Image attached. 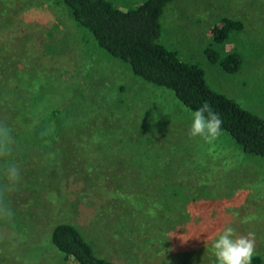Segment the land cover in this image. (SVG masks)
I'll use <instances>...</instances> for the list:
<instances>
[{
  "label": "rangeland",
  "instance_id": "obj_1",
  "mask_svg": "<svg viewBox=\"0 0 264 264\" xmlns=\"http://www.w3.org/2000/svg\"><path fill=\"white\" fill-rule=\"evenodd\" d=\"M110 1L129 9L143 0ZM223 18L243 23V30L217 47L222 53L241 54L243 64L235 74L210 63L204 53L214 45L211 27ZM19 36H28L31 46L50 47L46 48L47 59L55 67L61 65V80L52 79L46 90L75 93L70 104L86 111L95 135L107 139L105 143L115 142L106 168L103 166L102 180L124 183L146 199L144 219L154 227L136 243L122 240L128 235L95 221L94 208H82V204L69 208L76 211L73 222L97 255L117 264H216L213 241L230 226L236 236L254 234V255H260L264 264V159L244 153L222 131L210 141L192 137L193 111L173 92L133 76L127 65L106 55L64 5L48 0H0L1 46L3 41L8 42L7 47L19 45L15 42ZM159 42L176 50L182 60L199 64L210 87L264 119V0H173L161 16ZM62 133L46 140L45 148L61 156L60 164L70 170L71 177L61 182L64 190L60 192L69 193L72 200L78 185L72 179L82 182L81 171L88 161L76 159L71 137ZM131 155L146 165V171L141 169L143 175L158 172L160 193L157 185L137 180L120 167ZM170 180H177L178 184L173 183L180 192H190L197 205L184 214L165 217L164 202L185 204L180 196L169 195L164 200L161 187L165 182L172 184ZM30 202L32 217L26 224L17 229L14 221L0 230V264H76L72 259L65 261L49 244L37 250L30 246L29 238L39 240L47 229L50 211L43 199L38 205ZM29 224L30 230L25 231L23 227ZM22 231L26 232L20 235L26 239L23 241L18 236Z\"/></svg>",
  "mask_w": 264,
  "mask_h": 264
},
{
  "label": "trees",
  "instance_id": "obj_2",
  "mask_svg": "<svg viewBox=\"0 0 264 264\" xmlns=\"http://www.w3.org/2000/svg\"><path fill=\"white\" fill-rule=\"evenodd\" d=\"M48 1L68 8L74 21L91 35L97 47L127 65L133 76L173 92L178 101L193 112L203 101H209L223 121L221 131L244 153L264 159V119L210 87L199 64L182 60L176 50L159 42L161 16L173 0H143L129 9L116 7L110 0ZM241 30L243 23L229 18L211 27L214 45L207 47L204 53L210 63L225 73H237L243 59L238 51L222 53L217 47ZM19 37V41H15L19 45H10H16L15 49L7 47V41H3L2 46L0 43V141L5 139V133L10 137V152L0 157V230L8 229L7 225L14 221L20 229L19 226L32 217L30 201L38 205L43 199L50 204L48 227L39 240L29 238L30 246L37 250L49 244L47 246L60 252L65 261L72 259L76 264H117L95 253L81 228L73 222L76 216L72 214L76 211L71 212L69 208L76 209L78 204H82V208H94L95 221H103L115 233L128 235L122 240L136 243L139 236L149 233V227L153 226L144 219L146 199L141 192L124 183L116 185L102 180L103 166L106 168L111 158L108 152L115 142L105 143L107 139L95 135L86 111L70 104L75 93L46 90L53 84L52 79L61 80V65L55 67L52 60L47 59L46 48L50 47L31 46L28 36ZM61 131L63 136L71 137L76 159L83 157L88 161L86 169L81 171L82 182L72 176V181L78 183L77 189L72 190L76 194L72 200L69 193L60 192L61 182L71 177L70 170L60 164L61 156L45 148L46 140L58 137ZM138 143L140 146V141ZM57 149L61 155V147ZM135 152L132 148L131 153ZM8 165L19 169L18 180H8L5 174ZM119 165L127 168V173L137 180L157 185L160 193L158 172L154 170L156 173L143 175L141 169L146 171L147 167L139 157L131 155ZM37 181L40 183L34 187ZM170 181L172 184L165 182L161 187L166 196L164 200H168L169 195L180 196L185 204L177 206L164 202L165 217L184 214L197 205L190 192V195L180 192V187L173 183L178 184L177 180ZM23 228L29 231L30 224ZM21 240L26 239L21 237ZM252 263L261 264L260 255H254Z\"/></svg>",
  "mask_w": 264,
  "mask_h": 264
},
{
  "label": "clouds",
  "instance_id": "obj_3",
  "mask_svg": "<svg viewBox=\"0 0 264 264\" xmlns=\"http://www.w3.org/2000/svg\"><path fill=\"white\" fill-rule=\"evenodd\" d=\"M223 121L211 103L203 101L199 108L192 113L190 135L199 136L205 140L215 139L220 135ZM10 152V137L5 133V139L0 141V157ZM5 174L9 181L19 179V169L15 165H8ZM212 248L216 257V264H252L255 252V236L248 233L246 236H236L232 227H225L214 239Z\"/></svg>",
  "mask_w": 264,
  "mask_h": 264
}]
</instances>
